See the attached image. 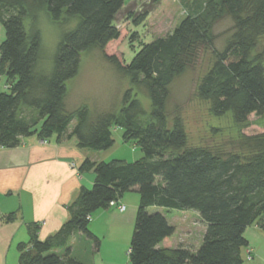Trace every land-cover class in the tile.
Instances as JSON below:
<instances>
[{"label": "trees", "instance_id": "1", "mask_svg": "<svg viewBox=\"0 0 264 264\" xmlns=\"http://www.w3.org/2000/svg\"><path fill=\"white\" fill-rule=\"evenodd\" d=\"M125 0H0V146L15 147L25 136L47 140L74 137L79 148L105 150L114 143L113 128L133 142L142 156L127 161L84 158L78 170H92L91 187L82 186L69 205L70 216L59 231L43 240L36 227L18 245L19 264H88L71 255L70 238L80 232L96 251L100 239L89 229L90 217L125 192L139 194L128 255L131 264H243L244 232L253 223L264 227V0H182L187 9L166 36L143 42L129 62L118 44L134 39L114 18ZM44 11L59 24H74L56 45L51 69L41 70V37L27 31L26 16ZM232 22L223 47L214 46V26ZM99 49L129 81L118 112L92 115L86 105L66 108L67 80L79 71L81 54ZM205 50L213 60L197 85L210 111L231 113L239 131L237 149L190 145L180 115L169 116L166 104L174 79L194 66ZM143 88L147 111L137 97ZM256 124V123H255ZM153 207L157 209H152ZM193 210L206 225L196 249L171 246L175 227L170 210ZM62 250V254L56 250Z\"/></svg>", "mask_w": 264, "mask_h": 264}, {"label": "crops", "instance_id": "2", "mask_svg": "<svg viewBox=\"0 0 264 264\" xmlns=\"http://www.w3.org/2000/svg\"><path fill=\"white\" fill-rule=\"evenodd\" d=\"M3 37L0 23V43ZM89 155L74 137L43 140L33 134L23 137L18 146H0V264H19L18 245L30 240L31 228L36 227L41 240L59 231L80 188L94 181L92 170H78L84 158L96 160ZM125 202L126 193L117 199V204ZM136 209V204L129 211L114 205L93 212L89 229L99 237V248L94 251L91 240L77 232L69 241L71 255L88 264H131L128 250ZM167 214L175 227L171 246L196 249L206 228L198 212L173 209ZM244 235L248 245L241 248L243 264H264V227L255 222ZM56 252L62 254L60 249Z\"/></svg>", "mask_w": 264, "mask_h": 264}, {"label": "rangeland", "instance_id": "3", "mask_svg": "<svg viewBox=\"0 0 264 264\" xmlns=\"http://www.w3.org/2000/svg\"><path fill=\"white\" fill-rule=\"evenodd\" d=\"M187 9L182 0H125L122 8L117 12L114 23L117 27H126L134 39L126 37L118 44L126 62H129L143 42L168 35L186 15ZM32 16H26L24 25L27 31L37 28L41 37L39 62L42 71H49L52 67L57 42L63 32L74 23L59 24L51 21L44 11H34ZM232 22L223 19L214 26L216 35L215 48L220 50L231 33ZM4 38V37H3ZM258 49L264 48V37L259 40ZM213 60L211 50L203 51L196 64L176 77L170 86V95L166 104L169 116L180 115L184 121L188 144L207 145L223 150H233L238 147L239 131L234 124L231 113L220 116L210 111L208 101L197 94V85L206 73ZM4 79L0 81V92L4 90ZM66 108L74 110L86 105L92 115L99 112H118L122 106V97L129 87L128 79L117 72L105 60L99 49H90L81 54V62L77 75L66 82ZM137 97L144 108H150L149 100L143 88H136ZM253 123L246 132L260 131V124H264L263 116L251 115ZM122 131L113 128V145L105 150L85 149L96 160L109 161L124 159L132 161L140 158L142 153L133 142L123 141ZM92 185V183H91ZM91 187V186H89ZM126 193V211L138 204L139 194L136 191ZM168 216V214L166 213ZM169 217V216H168ZM199 224L195 229H199ZM92 224H89V228ZM179 233V232H178ZM198 232H195L197 234Z\"/></svg>", "mask_w": 264, "mask_h": 264}, {"label": "built area", "instance_id": "4", "mask_svg": "<svg viewBox=\"0 0 264 264\" xmlns=\"http://www.w3.org/2000/svg\"><path fill=\"white\" fill-rule=\"evenodd\" d=\"M114 205H117V208L120 210V211H124L126 206L125 204H117L116 201H111L110 202V206H114Z\"/></svg>", "mask_w": 264, "mask_h": 264}]
</instances>
